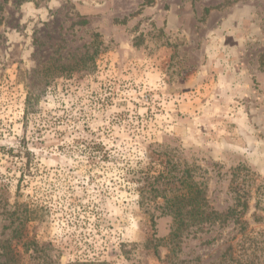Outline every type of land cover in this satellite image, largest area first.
Returning a JSON list of instances; mask_svg holds the SVG:
<instances>
[{"label": "rangeland", "instance_id": "1", "mask_svg": "<svg viewBox=\"0 0 264 264\" xmlns=\"http://www.w3.org/2000/svg\"><path fill=\"white\" fill-rule=\"evenodd\" d=\"M182 179L245 231L170 240ZM0 211L24 264H264V0H0Z\"/></svg>", "mask_w": 264, "mask_h": 264}, {"label": "trees", "instance_id": "2", "mask_svg": "<svg viewBox=\"0 0 264 264\" xmlns=\"http://www.w3.org/2000/svg\"><path fill=\"white\" fill-rule=\"evenodd\" d=\"M164 177H166L167 181L172 178L168 174H165ZM180 185L181 187L178 191L169 189L168 191H163L164 195L160 197L163 199L164 213L171 217L174 225V229L169 236L170 240H179L185 232L192 228L200 231L203 227H221L229 219H233L234 223L240 226V231H245L246 224L242 220V214L247 208L245 201L241 203L240 198H237L238 205H236V208L240 207L241 209L232 208L222 214L208 205L205 188L202 183L182 179ZM24 210L22 215H18L16 211L6 212V214L12 219L14 218L11 221L12 223L17 221L19 225L34 221L32 211L27 209V207ZM1 216H3V213L0 211ZM20 257L15 247H11L8 242H0V264H24Z\"/></svg>", "mask_w": 264, "mask_h": 264}]
</instances>
